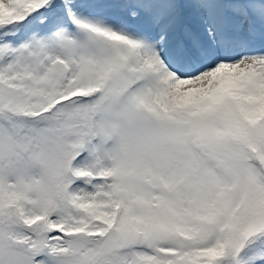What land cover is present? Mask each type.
Instances as JSON below:
<instances>
[{
  "label": "snow or ice",
  "instance_id": "1",
  "mask_svg": "<svg viewBox=\"0 0 264 264\" xmlns=\"http://www.w3.org/2000/svg\"><path fill=\"white\" fill-rule=\"evenodd\" d=\"M0 264H264V0H0Z\"/></svg>",
  "mask_w": 264,
  "mask_h": 264
}]
</instances>
